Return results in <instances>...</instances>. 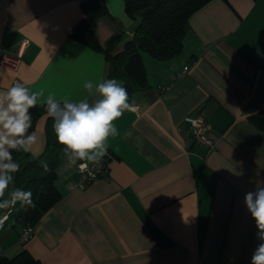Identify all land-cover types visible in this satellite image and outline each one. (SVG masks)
Segmentation results:
<instances>
[{
	"label": "crops",
	"instance_id": "0c3cea01",
	"mask_svg": "<svg viewBox=\"0 0 264 264\" xmlns=\"http://www.w3.org/2000/svg\"><path fill=\"white\" fill-rule=\"evenodd\" d=\"M81 1L0 0V56L28 40L16 69L0 65V91L21 82L80 99L86 80L109 79L105 54L69 35ZM103 1L108 14L91 25L102 45L123 31L118 52L138 20L123 0ZM188 22L179 55L143 54L149 87L115 122L107 173L79 186L82 173L62 156L61 198L25 243L20 227L0 234L4 257L26 249L40 264H251L260 241L244 197L264 184V130L249 120L264 111V0H211ZM195 114L212 147L187 137L184 117ZM47 117L35 123L31 158L44 149Z\"/></svg>",
	"mask_w": 264,
	"mask_h": 264
},
{
	"label": "trees",
	"instance_id": "16d2710c",
	"mask_svg": "<svg viewBox=\"0 0 264 264\" xmlns=\"http://www.w3.org/2000/svg\"><path fill=\"white\" fill-rule=\"evenodd\" d=\"M211 0H123L127 15L138 20L136 28L122 50L115 52L123 38V31L113 34L102 45L98 40L91 22L108 14L103 0H82L84 16L71 28L69 35L91 49L101 51L108 61V78H115L127 89L130 100L137 91L149 87L143 54L157 60H168L182 52L183 40L189 30V17L196 10ZM32 129L37 119L46 113L43 107L30 110ZM249 120L264 130V111L257 112ZM53 121L47 117L44 135L45 146L36 157L28 153L13 152V157L20 164V171L15 174L13 188L31 190L34 207L21 206L19 203L10 210L0 234L6 229L33 227L40 217L61 198L57 188V168L61 162L62 147L57 143ZM46 163L48 171L41 166ZM79 163V162H78ZM20 231V230H19ZM0 264H40L26 249L11 258L3 257Z\"/></svg>",
	"mask_w": 264,
	"mask_h": 264
},
{
	"label": "clouds",
	"instance_id": "9594fccd",
	"mask_svg": "<svg viewBox=\"0 0 264 264\" xmlns=\"http://www.w3.org/2000/svg\"><path fill=\"white\" fill-rule=\"evenodd\" d=\"M87 95L80 99L45 96L43 90H30L17 82L0 91V229L8 220L10 210L18 203L34 207L31 190L9 187L14 184L20 164L13 152L29 153L38 142L31 131V109L43 107L53 121L57 143L70 164L81 172L89 165H99L108 154L109 138L119 135L115 122L126 111H135V101L130 100L127 89L115 78L86 80ZM79 162V163H78ZM41 166L48 171L46 163ZM6 193H8L7 198ZM244 202L257 228L256 246L251 264H264V184L245 194Z\"/></svg>",
	"mask_w": 264,
	"mask_h": 264
},
{
	"label": "built area",
	"instance_id": "2783aa9c",
	"mask_svg": "<svg viewBox=\"0 0 264 264\" xmlns=\"http://www.w3.org/2000/svg\"><path fill=\"white\" fill-rule=\"evenodd\" d=\"M28 40L23 39L20 43L19 48L15 52H7L4 51L0 56V65L6 66L12 69H16L21 61L23 56L24 48L27 44ZM188 65L183 66L182 70L176 73V76L179 77L184 74ZM184 122L186 124V133L187 137L194 142L202 143L208 147H212L214 144V140L209 135L210 125L207 122L206 118L202 115H187L184 117ZM105 156L99 165L92 166L89 165V170H86L82 173V178L78 182L79 186H83L86 183L93 181L94 179L104 175L107 173V163ZM33 235V227H22L18 233V239L20 243H25L28 241ZM3 249L0 246V260L3 258Z\"/></svg>",
	"mask_w": 264,
	"mask_h": 264
},
{
	"label": "rangeland",
	"instance_id": "374dc122",
	"mask_svg": "<svg viewBox=\"0 0 264 264\" xmlns=\"http://www.w3.org/2000/svg\"><path fill=\"white\" fill-rule=\"evenodd\" d=\"M7 196H8V194H6V197L5 198H7ZM11 229H9V228H6L4 231H3V233H5V232H8V231H10ZM4 244V243H3ZM6 244V243H5Z\"/></svg>",
	"mask_w": 264,
	"mask_h": 264
}]
</instances>
